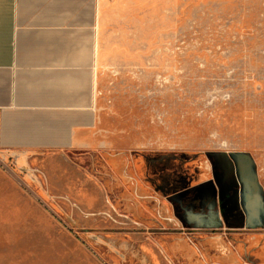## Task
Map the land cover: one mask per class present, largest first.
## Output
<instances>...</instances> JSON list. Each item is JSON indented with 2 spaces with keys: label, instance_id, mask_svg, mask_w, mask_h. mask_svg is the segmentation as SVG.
<instances>
[{
  "label": "rangeland",
  "instance_id": "obj_1",
  "mask_svg": "<svg viewBox=\"0 0 264 264\" xmlns=\"http://www.w3.org/2000/svg\"><path fill=\"white\" fill-rule=\"evenodd\" d=\"M99 142L0 156V264H264V0H107Z\"/></svg>",
  "mask_w": 264,
  "mask_h": 264
},
{
  "label": "crops",
  "instance_id": "obj_2",
  "mask_svg": "<svg viewBox=\"0 0 264 264\" xmlns=\"http://www.w3.org/2000/svg\"><path fill=\"white\" fill-rule=\"evenodd\" d=\"M107 0H0V156L98 148Z\"/></svg>",
  "mask_w": 264,
  "mask_h": 264
}]
</instances>
